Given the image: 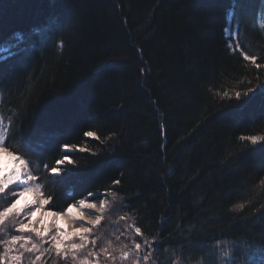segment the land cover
I'll return each instance as SVG.
<instances>
[{
  "label": "trees",
  "instance_id": "16d2710c",
  "mask_svg": "<svg viewBox=\"0 0 264 264\" xmlns=\"http://www.w3.org/2000/svg\"><path fill=\"white\" fill-rule=\"evenodd\" d=\"M229 27L264 63V0H0V45L23 36L0 62V116L17 141L9 152L30 161L47 210L101 203L102 193L108 202L75 257L56 255L52 232L43 241L20 233L9 213L0 264H14L13 256L15 264H80L86 256L131 264L123 246L143 247L144 239L154 249L147 264H247L248 249L264 245V143L253 150L240 137L264 135V96L256 95L264 68L232 52ZM249 87L256 99L239 106L235 92ZM23 141L37 145L32 156L15 151ZM65 143L88 151L77 150L60 166L73 175L53 183ZM13 189L0 194V211L16 199ZM13 235L49 251L2 242ZM79 236L62 240V251Z\"/></svg>",
  "mask_w": 264,
  "mask_h": 264
},
{
  "label": "snow or ice",
  "instance_id": "6c2138e0",
  "mask_svg": "<svg viewBox=\"0 0 264 264\" xmlns=\"http://www.w3.org/2000/svg\"><path fill=\"white\" fill-rule=\"evenodd\" d=\"M228 15L229 16L234 15V9L229 10ZM36 31L39 32L40 30L37 29ZM224 32L226 36H228L230 39L235 37L234 46L232 44L229 45L230 49L232 50L234 54L238 52L245 62H250L257 70L264 68V63L257 62L258 61L257 55H254V54L250 55L248 54V52H246L242 48L239 42V39H238V36H239L238 28L235 29V32L229 28H225ZM15 41H16L15 43L0 45V62L6 59H9L11 56L16 54L13 51V49L17 48L19 44L23 42L22 34L20 33L15 34ZM249 83L251 82L249 81ZM255 92L256 90L253 87L247 88L244 92L236 91L235 100L237 102L242 101V104H240L239 106H244V105L251 103L253 100H255L256 95L264 96V88L261 89L260 93L253 95V93ZM224 95L228 96V93L225 92ZM84 135L86 137L95 136V134L92 131H86ZM8 137H9V133H8L7 127L4 124V117L0 116V152H8L9 148L12 145L17 143L15 137H12V138H8ZM95 138L99 140V136H95ZM240 139L250 142V144L253 146V150H255V146L258 143H264V135L242 136L240 137ZM36 149H37V145H34L31 141H23L19 144V146L15 149V151L22 152L26 156H32L33 153L36 152ZM63 149H64V152H63L62 158L54 161V166L51 167L50 169L51 175L48 178L53 183L65 182L73 175V170H68L66 175H61L62 171L64 170L60 166L64 165L66 162L72 163L70 157L73 154H75L77 150L88 151V149L79 148L78 145L69 144V143H65L63 145ZM9 154L14 155V152H10ZM15 159L18 162L19 166L13 169L10 175L0 176V194L5 193L6 189H8L10 184L12 183L16 184V189H13L11 191V196L16 197V199L8 201L9 206L5 207L3 211H0V225H3L5 220L8 218L9 213H12L11 222L13 224L18 223L19 224L18 231L20 233H24L25 230L28 229V224L24 223V220H28L30 217L35 215V211H39L45 205H47L50 202V197L47 199L43 198V192L40 191V188H41L40 183H36L33 186L32 182L36 181L38 177L34 176L32 172L27 171L28 164L30 163V161L26 162L24 159L20 158L19 156H16ZM44 169L45 170L48 169L47 164L44 165ZM113 183L119 184L120 181L115 180ZM260 183L264 184V180H261ZM26 193H33V194L39 193V198H34L30 202L31 206L34 207L35 210H32V208H29L28 203H26L25 205L17 209V203H19L18 197L24 196ZM68 195L71 196L72 192H69ZM94 195L96 194H93L91 192L88 193V197H93ZM105 195L106 193L96 195V198L101 199V203L99 206L95 202L86 203L85 199H79L78 205L84 209L95 210V212L92 213V215H95L96 212H102L105 208V205L108 203L106 199L102 198ZM112 196H113V199H115V193H113ZM3 198L4 197L0 196V199H3ZM76 206H77L76 204H72L71 206H69L66 210L67 213H71L72 209ZM237 207L242 209L244 205L240 204V205H237ZM25 208H29V211L25 212ZM14 209H15V212H13ZM64 212H65V209L61 207L60 212H53L51 214L60 215ZM21 213L24 214L23 219H19V217L21 216ZM73 218L75 219V217ZM80 219L81 220L84 219L83 214H81ZM101 219H102L101 216H97L94 221H89V222L94 223V224H99ZM121 219H124V217H121ZM2 230L3 229H0V231ZM31 231H34L36 235L40 237L41 241L44 240L45 233L35 228L31 229ZM90 232H91V228L82 227V233H90ZM134 233L137 235L143 236V233L141 232V229L139 227L134 228ZM79 239L81 243L79 244L71 243L67 245L62 251V241L60 240L59 234H53L50 237L51 248L55 250L57 256L63 255L67 257L69 255V252H71L73 257H75L76 251L78 249H83L86 243H88V237L84 234H81L79 236ZM117 239H119V237H117ZM2 242L5 244L10 243L11 245H16L19 243L21 248H25L26 245L31 243V247L26 248V250L29 252H31L33 249H35L37 252H41V254H43V252L49 251V249H44L42 245L38 246L37 243L31 242L30 238H26L23 235H13L10 241H2ZM44 242L46 243L47 241H44ZM91 243L94 246L96 241L92 240ZM111 243H112L111 241H108L107 246L101 248V251L106 256L110 255L109 249L111 248ZM156 243H157V248L155 249V251L158 253L159 252V247H158L159 242L157 241ZM152 244H153L152 241L144 239L143 247L141 243H136L134 241L132 242V247L130 249H129V245H124L123 246L124 249H127V250H124L122 252V259L127 260L131 253L132 255L131 264H142V261L144 262V264H147V261H149V259H153L154 261L155 258L152 255L154 249L152 247ZM141 250H143L145 253L142 257L139 255ZM8 251H10V249H5V257L7 256ZM22 254L23 253H21V255ZM88 255L95 256L97 254L95 252H90L88 253ZM225 255H227V253H225ZM247 256H248L247 264H264V245L253 246L249 248L247 252ZM37 259H39V257H37ZM12 260L15 264V262L20 260V256H13ZM80 264H92V262L86 256L82 261H80Z\"/></svg>",
  "mask_w": 264,
  "mask_h": 264
},
{
  "label": "rangeland",
  "instance_id": "374dc122",
  "mask_svg": "<svg viewBox=\"0 0 264 264\" xmlns=\"http://www.w3.org/2000/svg\"><path fill=\"white\" fill-rule=\"evenodd\" d=\"M234 43H235V37L231 38V44L233 46H234ZM9 153H10L9 151L0 152V155H2L5 158L4 161H0V176L10 175L13 169L19 166L16 159L12 158L11 157L12 154H9ZM27 171L31 172L29 169V166H28ZM13 184L15 183H12L10 185H13ZM32 184L34 186L35 181H33ZM34 198H39V194L38 193L36 194L26 193L24 196H20L19 203H17V205L20 208L21 206L28 203L29 208H32V210H35L34 207H32L30 203ZM88 202H95L98 206L100 205V203L94 201L93 199H86V203ZM76 205L77 206L72 209L71 213H67V211H65L64 213L60 215H52L51 213L53 212L50 210H47L44 206L39 211H35V215L30 217L28 220L24 221V223L28 224V230L35 228L45 233L44 237H46L51 232L53 234H59L61 241L70 239L72 237L79 236L81 234H84L82 233V227L90 228L97 224L91 223L87 226H83V224L78 225L79 222L73 217H75L77 214L82 212L95 220L97 216H102L104 210L106 209V205L102 212H96L95 215H92V213L95 212V210L84 209L78 204ZM29 208H25V212L29 211Z\"/></svg>",
  "mask_w": 264,
  "mask_h": 264
},
{
  "label": "bare ground",
  "instance_id": "6f19581e",
  "mask_svg": "<svg viewBox=\"0 0 264 264\" xmlns=\"http://www.w3.org/2000/svg\"><path fill=\"white\" fill-rule=\"evenodd\" d=\"M11 157L15 159L16 155H12ZM4 160H5V158L2 155H0V161H4ZM81 214H83V217H84L83 220L80 219ZM75 219L79 222L78 225L83 224V226H87V225L91 224L89 221H94L93 218L89 217L88 215H86L85 213H82V212L77 214L75 216Z\"/></svg>",
  "mask_w": 264,
  "mask_h": 264
}]
</instances>
